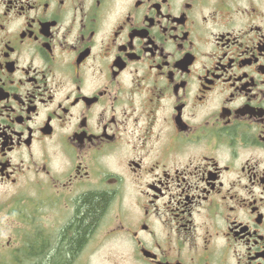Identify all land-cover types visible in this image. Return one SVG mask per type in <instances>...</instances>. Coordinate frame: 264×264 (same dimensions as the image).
<instances>
[{
  "label": "flooded vegetation",
  "instance_id": "flooded-vegetation-1",
  "mask_svg": "<svg viewBox=\"0 0 264 264\" xmlns=\"http://www.w3.org/2000/svg\"><path fill=\"white\" fill-rule=\"evenodd\" d=\"M98 193L68 264H264V0H0V264Z\"/></svg>",
  "mask_w": 264,
  "mask_h": 264
},
{
  "label": "trees",
  "instance_id": "trees-1",
  "mask_svg": "<svg viewBox=\"0 0 264 264\" xmlns=\"http://www.w3.org/2000/svg\"><path fill=\"white\" fill-rule=\"evenodd\" d=\"M108 202L109 197L103 193L84 196L78 214L71 224L72 234L65 232L63 234L65 238L57 245L51 242L45 246L34 242V245L28 248L30 256L35 260L34 264H68L81 249L87 236L95 229Z\"/></svg>",
  "mask_w": 264,
  "mask_h": 264
},
{
  "label": "rangeland",
  "instance_id": "rangeland-1",
  "mask_svg": "<svg viewBox=\"0 0 264 264\" xmlns=\"http://www.w3.org/2000/svg\"><path fill=\"white\" fill-rule=\"evenodd\" d=\"M103 254H104V249L98 255L101 257ZM99 261L103 263L101 259H95L91 264H98ZM105 264H110V262H106Z\"/></svg>",
  "mask_w": 264,
  "mask_h": 264
}]
</instances>
